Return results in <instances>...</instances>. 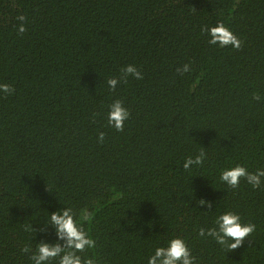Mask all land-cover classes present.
I'll list each match as a JSON object with an SVG mask.
<instances>
[{"label":"trees","instance_id":"trees-1","mask_svg":"<svg viewBox=\"0 0 264 264\" xmlns=\"http://www.w3.org/2000/svg\"><path fill=\"white\" fill-rule=\"evenodd\" d=\"M217 22L238 49L208 43ZM128 64L143 78L121 79ZM0 83L14 89L0 93V264L63 246L48 217L65 207L91 214L95 246L78 254L96 264H147L173 237L195 264H264V180L219 179L264 167V0H0ZM224 211L256 226L230 251L197 234Z\"/></svg>","mask_w":264,"mask_h":264},{"label":"clouds","instance_id":"clouds-1","mask_svg":"<svg viewBox=\"0 0 264 264\" xmlns=\"http://www.w3.org/2000/svg\"><path fill=\"white\" fill-rule=\"evenodd\" d=\"M16 19L20 21L16 26L17 31L19 33L24 32L23 22L25 17L18 15ZM206 31L209 44L218 47L231 45L232 48L237 49L241 45V41L237 36L222 22L208 26ZM176 71L181 74L189 72V65L184 64ZM121 72L123 74L121 79L129 75L137 80L143 78L142 73L132 64L123 66ZM106 83L109 89H115L118 80L116 77H111L106 80ZM13 91L14 89L9 84L0 83V93L11 95ZM106 115L107 123L120 131L123 129L124 122L128 119L129 112L122 102L116 99L108 105ZM103 139L104 133L100 132L97 141L102 143ZM203 155L201 151L198 155L186 156L182 168L190 170V166H199L202 163ZM241 178H244L252 188L260 187L262 180H264V167L257 168L255 172H250L244 166L236 164L233 167L223 169L219 174L220 181L231 188L237 187ZM201 203L204 202L201 201ZM48 219L54 229L57 241H63V246L59 243H38L35 251L29 257L32 264H49L55 258H58L57 264H96L94 257L82 259L78 254L84 251L85 248L92 249L95 246V241L83 227V224L91 219V214L86 209H81L77 214L71 207H65L52 212ZM214 224V227L207 229L200 227L197 234L201 237L213 238L222 249L228 251L240 246L243 239L256 229L254 224L243 223L240 216L232 211L220 213L216 216ZM24 251H27V249H24ZM195 262L196 258L191 254L185 240L180 237H173L167 240L165 246L156 247L147 259V264H195Z\"/></svg>","mask_w":264,"mask_h":264}]
</instances>
